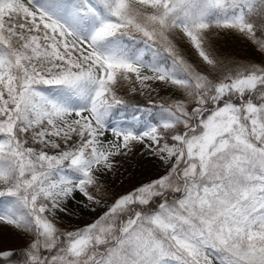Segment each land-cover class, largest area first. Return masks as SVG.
Segmentation results:
<instances>
[{
    "label": "snow or ice",
    "instance_id": "obj_1",
    "mask_svg": "<svg viewBox=\"0 0 264 264\" xmlns=\"http://www.w3.org/2000/svg\"><path fill=\"white\" fill-rule=\"evenodd\" d=\"M0 264H264V0H0Z\"/></svg>",
    "mask_w": 264,
    "mask_h": 264
},
{
    "label": "trees",
    "instance_id": "obj_2",
    "mask_svg": "<svg viewBox=\"0 0 264 264\" xmlns=\"http://www.w3.org/2000/svg\"><path fill=\"white\" fill-rule=\"evenodd\" d=\"M224 51L240 57L250 54L249 49L239 42L232 43L230 47H225Z\"/></svg>",
    "mask_w": 264,
    "mask_h": 264
},
{
    "label": "rangeland",
    "instance_id": "obj_3",
    "mask_svg": "<svg viewBox=\"0 0 264 264\" xmlns=\"http://www.w3.org/2000/svg\"><path fill=\"white\" fill-rule=\"evenodd\" d=\"M112 190H113L114 193H119V192L124 191L125 188H124V186L115 184V185H112Z\"/></svg>",
    "mask_w": 264,
    "mask_h": 264
}]
</instances>
